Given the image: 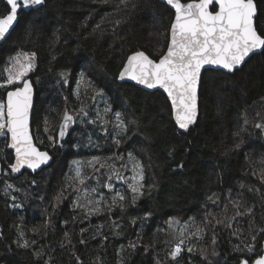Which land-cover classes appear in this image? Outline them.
<instances>
[{"label": "trees", "instance_id": "1", "mask_svg": "<svg viewBox=\"0 0 264 264\" xmlns=\"http://www.w3.org/2000/svg\"><path fill=\"white\" fill-rule=\"evenodd\" d=\"M254 1L257 5L254 24L258 33H264V0ZM117 3L118 0L106 5L94 0H45L43 5L22 10L10 34L0 42V69L19 50L37 53L35 71L29 74L36 92L31 127L36 144L53 157L50 165L39 172L23 170L13 176L9 167L14 160L13 151L5 147L6 138L0 137L3 150L0 151V264H44L49 256L51 264H77V256L81 264H209V261L239 264L242 258L250 259L251 264L257 258L255 254L249 257L247 252L233 249L237 244L243 247L241 241L251 243L250 220L255 222L253 233L257 228H264V196L261 195L264 183L260 179L264 172V135L254 127L255 123L264 122V101L261 100L264 50L252 54L232 73L205 69L197 121L188 130H181L175 125L170 104L161 91H147L128 81H118L119 71L129 54L144 51L156 60L163 54L174 11L163 0H130L119 11L115 7ZM211 10H216V6ZM5 11L6 0H0V13ZM101 17L105 19L102 21ZM116 20L121 23L117 25ZM82 69L104 89L103 98L93 100L92 93L85 95L81 88L77 99L75 91ZM65 71L66 83L60 75ZM4 95L0 90V98ZM106 102L112 109L109 120H114L113 114L120 111L126 121H135L128 125L129 131L122 137L119 148L112 139L111 123L109 134L105 135L101 122H87L95 118L97 111L103 114ZM82 103L88 116L71 126L62 141L64 147H50L49 133L44 130L45 119L51 122L50 127L56 126L50 133L56 135L64 109L76 115L74 110ZM245 118L249 121L246 126ZM240 126L247 128L243 134L245 144L240 151L225 155V149L233 143L232 133ZM113 152L123 154L125 163L128 153L132 152L145 166V183L156 184L136 207H129L124 213L119 207L113 209L111 220L120 224V235L110 227L107 212L85 218L75 209L76 193L72 189L53 208L54 197L65 186L73 160L109 156ZM116 165L119 167L120 161ZM85 172L90 174L89 169ZM124 175L130 176L131 172ZM100 179L103 181L106 177ZM87 183L96 186V179ZM112 183L116 189L127 192L126 184L115 179ZM7 184L13 187L6 189ZM250 187L259 188L260 192L249 191ZM99 190L109 200L114 195L107 188ZM213 192L219 195V207L206 200ZM229 197L241 200L253 210L252 216L237 218L233 228L226 227L225 219L234 215L232 205L228 204L226 213L222 211ZM15 204L21 207H12ZM206 209L225 223L216 224L213 220L202 239L192 240L196 251L189 253L185 248L176 261L171 260L170 247L163 243L165 240L176 242L174 235L169 234L168 219L177 217L183 224L189 217H195L200 222ZM146 211H151L152 216L143 219ZM73 217L77 219L74 221ZM133 217L139 218L136 223H131ZM48 221V226L39 233L31 230ZM102 224L105 227L99 229L102 235H98L97 228ZM237 226L242 230L240 239L232 234ZM81 228L88 231L81 235ZM20 232L24 233L23 239ZM65 232L70 233V245ZM214 232L215 244L212 243ZM138 233L143 240L133 251L127 246L137 241ZM154 233L158 242L153 246ZM25 239L29 247L18 246L16 241L23 244ZM81 239L87 243L81 244ZM33 240L35 244L31 243ZM261 244H264V234L258 237L257 249ZM121 245L125 250L118 256ZM37 249H43L44 253L39 259L33 255ZM204 249L206 258L201 255ZM213 250L217 255L212 254Z\"/></svg>", "mask_w": 264, "mask_h": 264}, {"label": "snow or ice", "instance_id": "2", "mask_svg": "<svg viewBox=\"0 0 264 264\" xmlns=\"http://www.w3.org/2000/svg\"><path fill=\"white\" fill-rule=\"evenodd\" d=\"M100 4L106 5L111 0H94ZM130 0H118L115 5L117 11L121 10V5L127 6ZM45 0H6V11L0 13V41L4 40L10 30L18 22L20 12L25 9H32L35 6L43 5ZM166 3L175 11L174 19L171 22L168 31L167 49L159 57L154 60L143 51H135L128 55L123 68L120 70L118 79L135 81L139 85H144L148 89H162L167 94V98L171 103L172 114L177 127L181 130H188L190 125L194 124L198 114L199 88L202 79V69L206 66H217L229 73L234 72L238 67L242 66L246 58L255 50H264V33H258L254 25V18L257 15V5L254 0H166ZM210 5L216 6V10L210 11ZM110 15V14H109ZM105 17H101L103 21ZM118 25L120 20H116ZM100 27L99 24L96 25ZM37 63V53L35 51L28 52L19 50L15 55L8 57L2 69H0V90L5 93L0 98V137H5L7 143L6 148L14 150L15 162L9 165L12 173H19L21 169L27 168L35 172L42 165H48L53 157L47 150H41L34 142V137L30 133L29 116L30 110L33 108L34 86L29 78V74L35 71ZM67 82V71L60 73ZM84 89V94L92 93L91 99L104 97V89L98 87L94 81L89 79L86 70L82 69L78 74L77 89L75 94L80 99V89ZM264 101V97H261ZM76 115L67 108L64 109L60 116L58 131L56 135L50 134L56 130V126L50 127V121L45 119V132L49 133V146L55 148L57 146L64 147L62 141L66 134L69 133L71 126L77 122L84 121L88 116L86 106L82 103L81 107L74 110ZM112 112L110 106L104 108L103 114L96 112L95 118L88 119L90 124L101 122L104 125V133L108 135V125L111 123L113 131L111 133L113 142L117 148L122 144V137L129 131L128 125L135 121H126L124 114L116 111L114 120H109L108 114ZM259 116V113H257ZM249 121L245 118L244 125H248ZM245 126H240L232 133L233 143L231 147L225 149V155L232 152H238L245 144L244 133L247 132ZM256 129L260 130V134L264 135V122L254 124ZM40 143H43L41 141ZM92 143L89 137V144ZM79 147V145H73ZM0 151H3L0 149ZM248 159V157H245ZM124 155L113 152L109 156H92L88 159H75L70 165V174L67 176L65 186L54 197L53 208L65 199V192L72 189L76 193L73 200V207L79 209L85 218L92 215H99L103 212L109 214L114 208L119 207L121 213L127 211L129 207H136L138 201L145 196L146 192L150 193L156 188L155 182L145 183V166L129 152L127 163L124 162ZM116 161H120L119 167ZM182 167V165H181ZM90 170V174L85 172ZM131 172L130 176H125L124 172ZM96 174H99L97 176ZM255 174V173H253ZM106 177L101 180L100 177ZM96 179V186H89L87 181ZM113 179L121 181L127 185V192L123 189H116L112 183ZM261 182L264 183V172L261 174ZM243 187V185H241ZM13 185L7 184L6 189H11ZM100 188H107L109 192L114 193L109 200L100 192ZM260 192L259 188L250 187L249 191ZM130 193V195H129ZM264 196V194H261ZM206 200L213 205L219 207V195L215 192L206 196ZM228 204H231L235 213L231 217H225L227 220L226 227L233 228V222L237 218L243 216H252L251 207H245L241 200L228 198V203L224 205L222 211L228 210ZM12 207L19 208L21 205L15 204ZM206 207V206H205ZM241 208H245L241 211ZM152 216L151 211L144 213L143 219ZM77 217H73L75 221ZM138 217L131 218V223H136ZM215 220L216 224H223L225 221L217 219L213 212L206 209L204 219L200 222L195 217H189V220L181 224L177 217H170L166 222L168 224L169 234L174 235L176 242L165 240L163 243L170 247L168 256L171 260L176 261L181 252L186 248L189 253L196 251V245L192 240H200L207 231L208 225ZM48 221L44 225L33 227L34 233H39L41 228L48 226ZM254 220L249 221V233L251 243H244L234 246L236 252H247L249 257L252 254L257 256L251 261V264H264V244L257 249L256 244L258 237L264 234V228H257L252 232ZM105 225H99L100 228ZM110 227L115 234L120 235V224L117 220H111ZM195 231H192V229ZM88 230L81 228L83 235ZM241 229L237 226L232 234L240 239ZM23 239L24 233L20 232ZM68 244H71L70 233H64ZM154 233L153 246L158 241L155 239ZM178 237V238H176ZM95 239V236L93 237ZM107 239V237H103ZM143 237L137 234V241L130 242L127 246L133 251L141 245ZM18 246L27 248L29 242L25 239L23 244L16 241ZM35 244L36 241L31 242ZM81 244H86L85 239L80 240ZM212 243H216L215 232L212 236ZM62 247L65 245L62 244ZM125 246L121 245L117 251V255L121 256ZM206 249L201 250L202 258ZM213 255H217L213 250ZM33 255L38 259L44 255L43 249H37ZM52 257L49 256L44 264H51ZM77 264H81L80 258L76 257ZM120 264V262H118ZM211 264V261H209ZM239 264H250V259L242 258Z\"/></svg>", "mask_w": 264, "mask_h": 264}, {"label": "water", "instance_id": "3", "mask_svg": "<svg viewBox=\"0 0 264 264\" xmlns=\"http://www.w3.org/2000/svg\"><path fill=\"white\" fill-rule=\"evenodd\" d=\"M163 1H166V0H163ZM254 3H255V1H254ZM170 8H171V6L170 5H168ZM213 5H210V7H209V10L210 11H213V10H211V7H212ZM172 9V8H171ZM173 11H174V9H172ZM174 16H175V11H174ZM174 16H173V19H174ZM172 19V20H173ZM172 22V21H171ZM255 25V24H254ZM15 26V25H14ZM14 28V27H13ZM12 28V29H13ZM12 29L10 30V32L12 31ZM169 29H170V27H169ZM10 32H9V34H10ZM9 34H7V36L9 35ZM6 36V37H7ZM3 41V40H2ZM2 41H0V42H2ZM166 49H167V46H166ZM166 49H165V51H166ZM261 50H255L253 53H251L250 55H249V57L252 55V54H254V53H258V52H260ZM144 52V51H143ZM132 54V53H131ZM145 54L146 55H148L146 52H145ZM130 55V54H129ZM149 56V55H148ZM128 57V56H127ZM150 57V56H149ZM249 57H247L246 58V60H245V62L248 60V58ZM151 58V57H150ZM153 59V58H152ZM159 59V58H158ZM157 59V60H158ZM127 60V58L125 59V61ZM154 60H156V59H154ZM125 61H124V63H125ZM244 62V63H245ZM124 63H123V65H124ZM243 63V64H244ZM243 64H242V66H243ZM123 65H122V67H121V69L123 68ZM242 66H240V67H238L237 69H239V68H241ZM208 68H212V69H220L219 67H217V66H206L205 67V69H208ZM120 69V70H121ZM205 69H202V72L205 70ZM221 70H223V69H221ZM223 71H226V70H223ZM120 72V71H119ZM119 75V74H118ZM118 81H120V82H122V81H128V82H130V83H132V84H134L135 86H137V87H140V88H143V89H145V90H147V91H155V90H158V91H161L165 96H166V98H167V94L166 93H164L163 92V90L162 89H148V88H146L144 85H139V84H137L135 81H131V80H128V79H125V80H120V79H118ZM32 82V81H31ZM34 86V85H33ZM199 91H200V88H199ZM35 97H36V92H35V87H34V93H33V108H34V102H35ZM199 99H200V95H199ZM167 100H168V98H167ZM168 102H169V104H170V107H171V103H170V101L168 100ZM33 108L30 110V116H29V125H30V133L33 135V132H32V127H31V120H32V113H33ZM198 114H199V100H198ZM198 114H197V118H198ZM171 116H172V119H173V121H174V123H175V120H174V117H173V114H172V109H171ZM196 121H197V119H196ZM195 121V122H196ZM194 122V123H195ZM175 125H176V123H175ZM193 125V124H192ZM192 125H190V127L192 126ZM177 126V125H176ZM34 137V136H33ZM34 142H35V139H34ZM36 143V142H35ZM38 146V145H37ZM39 147V146H38ZM41 149V148H40ZM12 150V149H11ZM42 151L43 150H45V149H41ZM13 151V155H14V150H12ZM50 154V153H49ZM15 162V155H14V160H13V163ZM50 163H51V161L49 162V164L48 165H42L41 166V168L40 169H37L35 172H39V171H41L43 168H45V167H47V166H49L50 165ZM11 170V169H10ZM23 170H27V171H29V172H32V173H35V172H33L31 169H27V168H23V169H21V171L19 172V173H12L13 174V176H18V175H20L21 174V172L23 171Z\"/></svg>", "mask_w": 264, "mask_h": 264}, {"label": "rangeland", "instance_id": "4", "mask_svg": "<svg viewBox=\"0 0 264 264\" xmlns=\"http://www.w3.org/2000/svg\"><path fill=\"white\" fill-rule=\"evenodd\" d=\"M15 55V54H14Z\"/></svg>", "mask_w": 264, "mask_h": 264}]
</instances>
